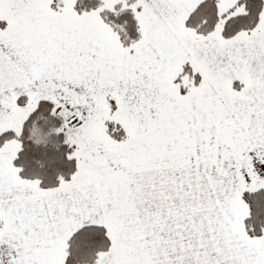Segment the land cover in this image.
<instances>
[{"label": "snow or ice", "instance_id": "obj_1", "mask_svg": "<svg viewBox=\"0 0 264 264\" xmlns=\"http://www.w3.org/2000/svg\"><path fill=\"white\" fill-rule=\"evenodd\" d=\"M0 264H264V0H0Z\"/></svg>", "mask_w": 264, "mask_h": 264}]
</instances>
